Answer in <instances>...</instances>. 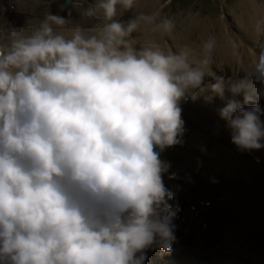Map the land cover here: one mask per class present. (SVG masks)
Segmentation results:
<instances>
[{
    "label": "clouds",
    "instance_id": "1",
    "mask_svg": "<svg viewBox=\"0 0 264 264\" xmlns=\"http://www.w3.org/2000/svg\"><path fill=\"white\" fill-rule=\"evenodd\" d=\"M41 3L20 25L0 14V264L170 254L179 185L163 176L180 177L161 153L184 142L181 102L224 96L217 36L170 44L173 19L140 0H67L55 13ZM253 29L239 70L261 88L218 109L242 151L264 148V15ZM225 43L240 46L228 34Z\"/></svg>",
    "mask_w": 264,
    "mask_h": 264
},
{
    "label": "bare ground",
    "instance_id": "2",
    "mask_svg": "<svg viewBox=\"0 0 264 264\" xmlns=\"http://www.w3.org/2000/svg\"><path fill=\"white\" fill-rule=\"evenodd\" d=\"M66 2L50 0V11L57 12L58 6ZM160 2L140 0L139 7H145V12H160ZM0 9L8 21L20 25L30 11L41 12L43 3L0 0ZM261 15H264V0H243L235 11L225 10L214 22L195 20L171 43L196 44L215 34L219 41L216 56L223 66V72L217 74L225 79L230 74L241 76L239 67L258 38L253 24ZM226 34L239 42L237 51L233 52L225 43ZM255 88L260 89L261 85L256 83ZM209 92L181 102L184 142L161 153V159L169 162L170 170L180 177L170 180L165 174L163 181L169 189L179 185L176 201L184 205L183 220L175 224L176 241L171 253L148 249L145 264H264V148L239 150L231 143L230 132L218 115V109L229 99L243 106L244 91L234 94L228 87L223 98L214 96L207 101ZM213 99L218 102H212ZM256 99L264 109V98L256 96Z\"/></svg>",
    "mask_w": 264,
    "mask_h": 264
},
{
    "label": "rangeland",
    "instance_id": "3",
    "mask_svg": "<svg viewBox=\"0 0 264 264\" xmlns=\"http://www.w3.org/2000/svg\"><path fill=\"white\" fill-rule=\"evenodd\" d=\"M160 1H161L160 7L162 6L160 13L162 15H167L171 17L177 26L175 30V35L173 37V39L176 41L178 40L179 35L182 33V30L192 25L195 20L202 18V19H209L210 21L214 22L215 20H218L220 16H222L225 10L235 11L238 7L242 5L243 2V0H160ZM139 9L142 11L146 10L145 7H139ZM130 17H131L130 12H127L122 17H120V19L126 21ZM169 42L171 43V40ZM234 62L236 63L235 59ZM240 74L241 76H235L233 74H230L231 76L226 78L227 83L225 85V88H228L230 84L235 83L241 85V90H243L244 93L254 92L255 90H257L256 88L254 89V86L258 82H253L250 78H246L244 72H241ZM209 82H214V81H212L211 78H208L206 83ZM259 85L260 84L258 83V86ZM209 95H211L212 97L215 96L211 92H209ZM216 97L218 98V96H215L214 98ZM212 102L216 103L218 101H216V99H213ZM255 102H257L256 97H255ZM263 108H264V103H263ZM261 119L264 120V116H262ZM222 233L223 232H221V235ZM218 258L222 259L221 256H219Z\"/></svg>",
    "mask_w": 264,
    "mask_h": 264
}]
</instances>
